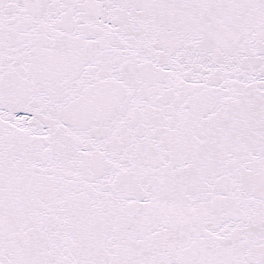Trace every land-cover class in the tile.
Listing matches in <instances>:
<instances>
[{"label":"snow or ice","instance_id":"6c2138e0","mask_svg":"<svg viewBox=\"0 0 264 264\" xmlns=\"http://www.w3.org/2000/svg\"><path fill=\"white\" fill-rule=\"evenodd\" d=\"M0 264H264V0H0Z\"/></svg>","mask_w":264,"mask_h":264}]
</instances>
